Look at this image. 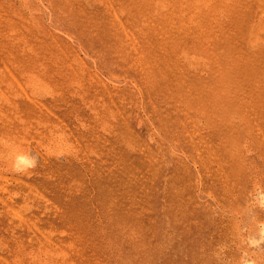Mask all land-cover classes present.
Instances as JSON below:
<instances>
[{"label":"rangeland","instance_id":"rangeland-1","mask_svg":"<svg viewBox=\"0 0 264 264\" xmlns=\"http://www.w3.org/2000/svg\"><path fill=\"white\" fill-rule=\"evenodd\" d=\"M0 264H264V0H0Z\"/></svg>","mask_w":264,"mask_h":264},{"label":"clouds","instance_id":"clouds-1","mask_svg":"<svg viewBox=\"0 0 264 264\" xmlns=\"http://www.w3.org/2000/svg\"><path fill=\"white\" fill-rule=\"evenodd\" d=\"M38 163L37 157L34 155L18 153L13 161V168L18 172H24L34 168Z\"/></svg>","mask_w":264,"mask_h":264}]
</instances>
